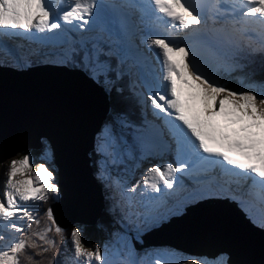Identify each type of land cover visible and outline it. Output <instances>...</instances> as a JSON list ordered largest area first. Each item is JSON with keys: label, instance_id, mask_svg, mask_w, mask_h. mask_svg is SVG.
I'll list each match as a JSON object with an SVG mask.
<instances>
[{"label": "snow or ice", "instance_id": "snow-or-ice-1", "mask_svg": "<svg viewBox=\"0 0 264 264\" xmlns=\"http://www.w3.org/2000/svg\"><path fill=\"white\" fill-rule=\"evenodd\" d=\"M62 2L66 10L61 11L53 6L52 0H0V56L18 55L8 44L17 34L43 44L67 45L59 55L78 61L109 91L115 88L122 75L113 68L110 57L118 55L121 64L130 56L137 64L150 63L135 44L138 29L128 27L127 16L130 14L121 15L120 31L117 32L105 15L106 6L98 4L97 0ZM238 6H247V10L240 21L233 23H255L264 30V0H238ZM111 7L116 10L136 8L141 12L140 22L144 25L145 35L139 37L140 44L155 51L160 67L159 72L153 70L152 79L146 81L148 95L137 93V96L141 104L151 102L155 115L163 114L164 128L174 144L173 149L160 125L147 119L141 126L133 125L122 112H115L105 125L103 142L97 147L104 158L99 169L101 178H111L110 166L132 156L125 129H135L134 140L141 148L142 159L156 154L154 149L157 148L174 151L175 165L167 162L148 168L142 180L144 188L139 193V185L123 188L128 218L143 217L145 222L162 219L161 208L168 198L179 197L185 191L181 176H188L207 188L216 186L221 191H230L231 186H239L241 180H251L249 194L255 195L262 205L253 219L264 225V86H260L259 91L252 84L233 90L215 74L206 55L209 41L202 38L209 18L203 15L202 6H197L195 0H142L140 3L126 0L123 5ZM211 7L214 10L211 20L215 24L221 13L218 4ZM248 17L256 19L249 20ZM86 28L97 34L79 40H73L69 35L72 30ZM161 32L167 35H161ZM179 33L187 35L180 40L177 39ZM216 47L222 51L219 42ZM113 73L115 76L111 78ZM245 87L252 90H244ZM32 159L30 154L12 159L5 173L0 225L19 235L7 248L0 247V264H21V256L32 264L34 255L41 256L56 248V238L50 235L53 230L56 236H64V229L56 224L51 208L45 212L48 223L41 228L39 214L29 207V202H46L57 198L60 192L55 172L40 163L33 174ZM217 165L222 170L221 176L213 175ZM17 176L26 178L17 179ZM114 183L122 187L126 182L116 179ZM251 189L258 191L253 193ZM137 194L141 199L134 202ZM137 203L142 210L137 209ZM25 220L29 222L26 225L21 223ZM3 239L0 236V241ZM70 242L73 264H113L107 247L103 254L99 246L95 251L84 247L80 227L71 229ZM29 248L37 251L29 254L26 251ZM115 255H119L118 250ZM131 255L129 251L128 256ZM120 264H137V261L129 258ZM152 264H160V260ZM191 264L200 262L193 259ZM204 264H222V261L204 259Z\"/></svg>", "mask_w": 264, "mask_h": 264}, {"label": "bare ground", "instance_id": "bare-ground-1", "mask_svg": "<svg viewBox=\"0 0 264 264\" xmlns=\"http://www.w3.org/2000/svg\"><path fill=\"white\" fill-rule=\"evenodd\" d=\"M132 13L133 14L131 19L127 18L128 27L131 28L132 26H135L138 29L137 36L135 37V44L139 46L140 50L144 53L145 56L149 58L150 61V63L146 62L144 65L141 66L145 68L146 67L150 68L151 66H153L158 70L157 60L156 58H154V56H156L155 51L149 50L144 45L140 44L139 37L145 35L143 32H141L143 29V24L140 22L141 13L138 11V9L137 10L133 9ZM41 70L47 71V74L45 76H42ZM34 72H36L37 75H40L41 77L40 79L35 80L31 84H22L20 85V87L18 86L16 88L15 87L12 88V85L10 86V84L0 83V104L2 105L3 109L9 108L8 110H5L6 112H4L3 109H1L0 107V113H2V115L4 113H8L9 115L8 117L6 115L3 116L7 117V121H12L11 119H13L14 123H16L15 125L17 127L19 126V128L21 129L19 130L20 131L19 136H13L10 139L9 143L7 142L2 146H6L9 148L14 147V142L16 141L17 143L18 141H20L16 137H20L21 141H26L27 138L31 136L34 130H40L39 126L31 127L28 130L23 129L24 123L21 121L20 116L17 115H22V113H27L29 114V117L34 118L35 121L38 120L36 122V125H41L44 127L45 126L44 123H46L47 121L52 120V122H54L53 124H55V129L57 130V132L55 130L57 134L55 136L58 139L57 141H60L61 147L65 149L66 146L67 148L64 156H62L60 161L62 163H65L67 162V160L69 161L71 158H73L72 162L74 163V160H76L77 157H78L77 160L84 157L83 155L84 145L90 141L91 133L95 130L99 122L101 125V122L108 111L109 104H108L107 96L103 92V89L100 86L96 85L92 80L86 78L81 72L71 71L65 67H61L58 69H51V68L34 69V70L32 69L27 71L26 73L17 74V76L14 77L15 80H17L18 82L21 81L26 82L27 81L26 77L28 75L32 74L33 77L35 76L36 73L34 74ZM51 72H53V74H51ZM2 74H6V73L0 72V81L5 82L6 80L3 79L5 77L1 76ZM5 86H7V88H5ZM88 86L90 88H87ZM3 90L5 92H2ZM1 93L6 94V96L5 97L1 96ZM9 96H13V98H15L14 101H17L18 103L19 109L16 112H14V110L17 109L16 107L12 108L10 105L9 107L4 102L6 101L5 100L6 98H11ZM147 104L148 103L146 101L144 106L146 113L148 114V118L146 119L148 121L160 125L165 132V136H167L168 135L167 129L164 128L163 122L158 120L153 110H151ZM99 108H101V110H99ZM105 109H106V113L104 112ZM20 122L23 124L22 125L19 124ZM4 126H5L4 124L1 125L0 129H3ZM0 134L4 135L5 133H0ZM67 155H71V157ZM63 157H66L67 159H64ZM65 168H68L69 170L71 169L68 163H66ZM76 171L77 170L73 168V171L71 172L73 176H75L74 174ZM71 173H67V175ZM68 180H70V185H72L71 186L72 189L76 187L75 189L78 190L75 192L72 190L73 195L69 196L71 198L68 201V203H62L60 206L57 207L54 205L52 206L53 209L55 208L56 210L55 215L59 214L62 217L61 218L55 216L56 224H58L62 228H64L63 223H66L70 219H73L77 222H81L84 224L90 223V219L96 213L97 205L100 204V201L98 202L97 199H93L94 196L93 194L95 193L93 190L85 191L83 186L79 185L80 181L78 177H68ZM251 191L253 193L256 192L254 189H251ZM249 192H250V186H247L241 188L239 194L244 199L249 218H251V220H253L254 222L253 217L257 216L256 214L257 202L254 195H250ZM66 200H68V198H66L65 201ZM137 200H139V197H136L134 202H136ZM84 210H88L87 212L89 213V215L84 214L86 212ZM196 210H201L202 214L200 215V213H195ZM190 212H192V209ZM242 212L243 210L239 211L238 209H233L230 205L219 200L213 202L211 205H208L207 208H202V207H200V209L195 208L193 209V212L191 214L189 215L187 214V216L185 217L188 218L190 221H193L195 224H197V229L199 230L197 237L201 241L200 244L201 247H204L205 245L204 242L206 240L205 236L201 231V228L207 226L209 229H213L215 228L217 222L221 224L219 227L222 229V234L219 228L218 230L220 232L217 231V233L220 235V237L225 238L226 241H230L229 240L230 236L233 241V236H235L236 233H241L240 235L234 237V248L236 249L238 254L248 255L246 251V249L248 248L244 245V243L241 240L242 236H246V237L255 236L254 239L255 243L256 244L259 243L258 245H263L264 227H259L255 225L243 212L245 214L244 217L246 218V221H244ZM202 218H206V221ZM199 220H202V222L204 223L199 222ZM256 221L257 224L260 225L259 221L258 220ZM163 228H161L159 231L155 233L150 232L151 235H149V238L153 236L152 234H157V233L160 234ZM189 229H190V225L189 228L186 225V230L189 231ZM234 229H244V231L235 232ZM210 240L211 243L208 244L207 249L213 248L214 245H216L214 244V240L212 238H210ZM217 240L218 239L216 238V242H218ZM220 252L224 253L223 247L220 249ZM262 253H263L262 260L264 261V250ZM169 255L177 256V253L174 252L170 253L169 251L166 257H158L156 259H153V261L159 260L160 258L166 261L167 264H172V262H176L177 259L174 257L170 258ZM187 256L188 255H186V257ZM186 257L184 258V255L180 254L179 258L186 259Z\"/></svg>", "mask_w": 264, "mask_h": 264}, {"label": "rangeland", "instance_id": "rangeland-1", "mask_svg": "<svg viewBox=\"0 0 264 264\" xmlns=\"http://www.w3.org/2000/svg\"><path fill=\"white\" fill-rule=\"evenodd\" d=\"M81 32H82V30H77L75 32L76 35L72 36L73 39L79 40L77 37H78V35H80ZM230 42L233 44V46H235L234 41H230ZM220 48L222 49V51H220L216 47L215 48L216 51L213 54L208 49V52L206 55H207V59L209 60V66L212 68L213 71L217 67L222 66L224 68L225 72H230L233 70V66L231 64V61L229 60L230 58L228 57L231 49L228 47V45H226L224 39H223V46H220ZM41 55L43 58H46L45 52H42ZM63 59L64 58H62L61 56H57V57L48 58V60H46V62H51L52 64L62 65V64H64ZM110 59H112L113 61H117L116 55H113L112 57H110ZM129 59L134 60L133 58H131V56L129 57ZM17 64L20 65V63H17ZM28 65H26L24 67H28ZM146 68H148V67H146ZM88 75H90L89 71H88ZM90 77H92V76L90 75ZM134 82H135V80H133V76H132L131 84ZM136 87H137L138 92H140L143 89V92L146 93V89L144 86L140 90V88L138 87V83H137ZM87 88H90V87L88 86ZM244 90H252V88L245 87ZM257 90L259 91L260 89H257ZM149 105H151V104L149 103ZM97 110H98V108H97ZM99 110H101V108H99ZM104 112L106 113V109L104 110ZM107 113H108V111H107ZM107 113H106V115H107ZM105 116H104V118H105ZM107 123L108 122L106 121V119L105 120L103 119L101 122L102 126L100 125V122H99L95 128V130H97V132L95 133L96 135L94 138V149L96 150V153H97V166H96V169H94L93 173H94L95 177L97 178L99 186H101L103 188L105 187L104 189H106L107 192L114 197V204L117 206V208H119L121 212L125 211L123 214L124 219L120 223L116 219L114 220L113 216H112L111 217V219H112L111 223L108 225L107 229H105V233H104V236L101 239V241L89 243L88 245H84V247L87 250L95 251L96 247L99 246L102 254L104 252L105 247H107L109 250V258L112 260V262L114 264L115 263L114 261L119 260L120 256L121 257L126 256V258H127L128 257L127 253L129 251H131V253H132L130 258L131 259L134 258V253H135L134 246H135L136 242H139V240H141V237H139V234H141L142 230H144V228L147 226V225L143 224V222H142L143 217H141L140 219L135 217V216L128 218L129 208H127L128 207L127 206V197L123 191V188H130L133 185H139V187L137 189V193H139L144 188V185L142 184V180H143V176L146 174L147 169L150 168L151 166L158 164V162L156 161V158H157L156 156L150 155L147 158H144L143 163L135 165L136 168L134 170H129V169L120 170L117 166L118 164L111 165L109 168L111 178H101V176L99 174V169L103 163L104 158L97 151V147L99 144H101L103 142L102 133H103V130H104L105 125ZM134 136H135V134L133 133V136H132L133 139H134ZM42 142L43 143L45 142L46 145L43 146V148L40 150V153H38L36 156H34L30 152V150H29L30 148H29L25 151L18 152L11 157H5V153H3V150H1V148H0V159H1L0 164H2V166H3L2 170H1V174H0V199L3 197V195H2L3 190H4L3 184L6 181L5 173L7 171L8 165L12 159H20L23 157V155L30 154L33 158L32 159L33 174H34L35 169L38 167V165L40 163H45L46 166H48L51 170L56 171L57 166L53 162L51 148L48 145L46 140L42 139ZM3 157H5V158H3ZM24 178H26V177L25 176H17V179H24ZM116 179H121L123 182H126V183H123L122 187L118 186L114 183V181ZM55 182H57V174H55ZM136 197H139V200L141 199V197L138 194L135 195V198ZM3 199H4V197H3ZM55 199L58 200L59 196ZM29 206H33L32 202H29ZM168 210H169L168 208L165 209L166 213L164 214L163 218L157 220L156 223H153L154 226L158 225L161 220H166V218L168 217L169 214L177 215L180 212V210L174 209V208L171 210L172 212H168ZM84 211H86L84 214L89 215V213L87 212L88 210H84ZM246 216L249 218L248 213L246 214ZM91 219H90V222H91ZM249 219L251 220V218H249ZM130 220L132 222H130ZM26 221L27 220L23 221V224H25ZM251 221L253 222V220H251ZM148 223H149V221H148ZM175 223H176V221L173 222V224H175ZM253 223L259 227H264V225L257 224V221H254ZM69 224H67V225H69ZM74 227H80L82 229L81 222H78V223H75L74 225H72L71 228L69 229V231L67 232L68 235L64 234V236H63L64 240L62 241L63 245L65 246L64 247L65 250H68V252H70V254L72 255V258L69 256L67 257L68 264H71L73 261V250H72V244L70 242V232H71V229ZM234 231L235 232L236 231L242 232V231H244V229H234ZM243 233H246V232H243ZM157 234H154L153 236L150 237L151 241H149L148 243L142 244V246L143 245L148 246V247L144 248L145 250H143V251L141 250L142 256L145 257L149 254L150 258L149 259H147V258L142 259L141 258V264L142 263L147 264L148 262L151 263L153 261V259H156L158 257H166L167 253L169 251H170V253L171 252L177 253L179 255V257H180V254L184 255V258L186 257V255H188L186 257V259L179 258V261L184 263V264H191L190 260L192 258L199 260L198 256H191V255L187 254L184 250L177 249V248L173 247V245L172 246L169 245L171 243H165V242L164 243H157V242L162 241L163 239H167L165 236H163V235L161 236L160 234H158L159 236H155ZM240 234L241 233H236L235 236H238ZM235 236H233V237H235ZM254 239H255V236L254 237L242 236L241 240L244 243V245L248 248V249H246L248 255L255 254L257 249H259V251L257 252V256L262 257L263 250L262 251L260 250V245H258L259 243L256 244ZM146 241H148V240L146 239ZM157 244H160L163 246H161V247L151 246V245H157ZM8 246H9L8 243H4L0 247L7 248ZM219 248L220 247L218 246V244L214 245L213 248H209V249L206 248L205 250L208 251L207 252L208 254H207V256H204V257H202L201 260H199L200 264H204V259H207L209 261L220 260V261H222V264H228L227 252L223 251L224 253H222V252L220 253L218 251V253H216L217 252L216 250ZM117 250L119 251L118 256L115 255ZM125 250L127 251V253L125 252ZM209 255H211V256H209ZM169 257L171 258L172 256L169 255ZM173 263H175V262H172V264Z\"/></svg>", "mask_w": 264, "mask_h": 264}, {"label": "water", "instance_id": "water-1", "mask_svg": "<svg viewBox=\"0 0 264 264\" xmlns=\"http://www.w3.org/2000/svg\"><path fill=\"white\" fill-rule=\"evenodd\" d=\"M38 67V68H37ZM53 67V68H52ZM61 67H65L71 71H79L78 69H72L67 67L66 65H53V64H38L35 66H31L29 68L26 69H18L16 67L13 66H2L0 65V72H5L6 74H2L1 76L5 77L3 78L6 81L2 82L0 81V83L2 84H10V86L12 85L13 87H20V85L22 84H31L33 83L35 80L40 79V75H37L36 72H34L35 76L33 77L32 74L28 75L26 77V82H18L17 80H15V77L17 76V74H21V73H26L29 70H34V69H44V68H51V69H58ZM42 71V76H45L47 74V71L41 70ZM82 73V72H81ZM10 74V75H7ZM44 74V75H43ZM51 74H53V72H51ZM83 74V73H82ZM85 76V74H83ZM15 76V77H14ZM8 77V78H7ZM86 78H88L87 76H85ZM12 78V79H11ZM89 79V78H88ZM21 83V84H19ZM5 88H7V86H5ZM2 92H5L4 90ZM103 92L104 89H103ZM106 96L107 93L105 92ZM1 96L5 97L6 94L1 93ZM11 98H6L4 101L7 106H11L12 108H17L14 110V112H16L19 107H18V103L17 101H14L15 98H13V96H9ZM13 99V100H12ZM3 102V101H2ZM9 106V107H10ZM1 109H3L2 105L0 104ZM7 109H3L4 112H6L5 110ZM3 112V113H4ZM3 115H6L7 117L9 116L8 113H4ZM2 113H0V123L1 125H5L3 129H0V133H5L4 135L0 134V148L1 150H3V153H5V157H11L13 155H15L18 152L21 151H25L29 148H34V149H39L41 146H43V142L42 139L46 140L47 143L49 144L50 148H51V152H52V157H53V162L56 164L57 168V184L59 186L60 189V196L59 199L52 202L50 207L53 212H54V217H61L59 214L55 215V208L53 209V205L54 206H60L62 203H68V201L70 200L71 197H69L70 195H73V191H77L78 189H75L76 187H74V189H72V185H70V180H68V177H78L79 178V185L83 186V188L85 189V191H94L95 193L93 194V199H97L98 202L100 201V204L97 205L96 207V213L95 215L92 217L91 222L90 223H85L87 225H92L94 224L99 218H100V214L103 210V201H102V192H101V187L99 186V183L97 181V178L95 177L94 173H93V167L91 165V158L89 153L94 150V138H95V133L97 132L96 130H94L91 135H90V141L84 145V151H83V155L84 157L80 158L79 160H74L73 158H71L69 161L67 160V162L62 163L60 161V159L62 158V156H64L67 148L65 146V149L63 147L60 146V141H57L58 139L56 138L55 135L57 130L55 129V124H53L54 122H52V120L47 121L46 123H44V127L41 125H36V122L34 118L29 117V114L27 113H22V115H17L20 116L21 121L24 123H19V124H23L24 126V130H28L31 127L34 126H39L40 130H34L33 133L31 134V136L29 138H27L26 141H21L20 137H16L17 139H19L20 141H18L16 143V141L14 142V147H6V146H2L3 144H6L7 142H10V139L13 136H19V130H21L19 128V126L17 127L14 123V120L11 119L12 121H7V117L3 116ZM31 122H30V121ZM35 121V122H34ZM41 122V121H40ZM31 123V124H30ZM33 123V124H32ZM0 125V128H1ZM29 128H28V127ZM56 130V132H55ZM60 137V136H59ZM58 137V138H59ZM65 138V137H64ZM5 140V141H4ZM4 142V143H2ZM63 149V150H62ZM69 157H71V155H67ZM3 157V158H5ZM64 159H67L66 157H63ZM1 161V159H0ZM64 162V161H63ZM77 162V163H76ZM66 163L69 164V166L71 167V169L69 170L68 168H65ZM73 168H75L77 171L75 172V176H73V174L71 173L73 171ZM67 173H71L69 175H67ZM68 181V182H67ZM73 190V191H72ZM93 193V192H92ZM68 198V200L65 201V199ZM62 218V217H61ZM60 218V219H61ZM202 219H206V218H202ZM56 220V219H55ZM67 221V220H66ZM70 221V222H69ZM56 222V221H55ZM77 221L70 219L68 220L66 223H63L64 228L66 229V227L68 226L67 224H74ZM69 224V225H70ZM62 228V227H61ZM174 232L176 233V229H174ZM179 232L181 233L182 230L180 229ZM243 264H245L244 260H243Z\"/></svg>", "mask_w": 264, "mask_h": 264}, {"label": "trees", "instance_id": "trees-1", "mask_svg": "<svg viewBox=\"0 0 264 264\" xmlns=\"http://www.w3.org/2000/svg\"><path fill=\"white\" fill-rule=\"evenodd\" d=\"M112 60V59H111ZM113 61V60H112ZM78 62V61H77ZM233 65L234 70L230 74H222L221 79L226 81L233 90H236L239 86L240 81H243L244 84H252L257 86V89H260V86H264V51L261 49H258L256 52L250 53L249 50H246L245 48L241 49V52L236 56L233 57ZM72 67H82V65L78 62L74 64ZM115 74H111V78H114ZM96 84V83H95ZM100 86L99 84H96ZM105 86V85H104ZM106 87V86H105ZM120 89L119 92H117L115 89ZM104 91L107 93V99H108V113L105 116L104 120L109 123L115 112H122L126 114L127 119L129 121V118L131 117V113L135 111L134 106L132 104L131 98L129 96V92L126 87V83L123 79H119L115 83V88H113L111 91L108 90L106 87ZM104 92V93H105ZM132 112H131V111ZM102 126V125H101ZM124 134L126 139L128 138L127 129L124 130ZM46 143H43V146H45ZM49 145V144H48ZM41 146L39 149L30 148V152L36 156L38 153H40V150L43 148ZM91 158V165L94 169H96L97 166V153L96 150H92L90 153ZM2 164H0V174L2 170ZM56 174V171H54ZM103 194L106 195V190L103 191ZM55 199H49L46 202H42V204H38L37 207V213L39 214V218L41 220L40 227L43 228L47 225V217L45 215L46 210L50 207L51 203ZM104 209L100 214V218L92 225H87L84 223H81L82 227V236L84 245H88L92 242H100L101 239L104 236L105 229H107L108 225L111 223V217L112 212L109 208L107 201L104 200ZM114 220L119 217L118 210L114 211ZM78 223V222H76ZM75 224V223H74ZM70 224L64 229V234H67L69 229L72 225ZM33 230H36V225L33 222ZM27 234V233H26ZM51 236H55L57 241V246L54 249H50L48 252L44 253L41 256L34 255V259L32 261V264H65L66 256H69L68 250H65V246L63 245V237L56 236L54 230L52 233H50ZM68 235V234H67ZM29 254H34L37 250L35 249H27L26 250ZM21 264H28V261L25 256H21Z\"/></svg>", "mask_w": 264, "mask_h": 264}]
</instances>
